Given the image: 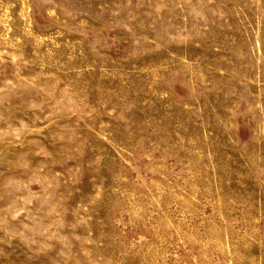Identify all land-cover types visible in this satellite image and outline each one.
Here are the masks:
<instances>
[{
	"label": "rangeland",
	"instance_id": "obj_1",
	"mask_svg": "<svg viewBox=\"0 0 264 264\" xmlns=\"http://www.w3.org/2000/svg\"><path fill=\"white\" fill-rule=\"evenodd\" d=\"M0 264H264V0H0Z\"/></svg>",
	"mask_w": 264,
	"mask_h": 264
}]
</instances>
